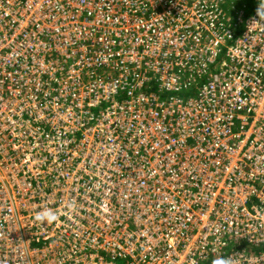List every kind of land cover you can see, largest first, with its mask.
Instances as JSON below:
<instances>
[{
	"label": "built area",
	"instance_id": "1",
	"mask_svg": "<svg viewBox=\"0 0 264 264\" xmlns=\"http://www.w3.org/2000/svg\"><path fill=\"white\" fill-rule=\"evenodd\" d=\"M256 1L0 0V264H264Z\"/></svg>",
	"mask_w": 264,
	"mask_h": 264
},
{
	"label": "rangeland",
	"instance_id": "2",
	"mask_svg": "<svg viewBox=\"0 0 264 264\" xmlns=\"http://www.w3.org/2000/svg\"><path fill=\"white\" fill-rule=\"evenodd\" d=\"M232 3H234L232 6H231V8L229 9V11H226L225 13H224V15L227 17L226 19L228 20V21H231L232 22V20L231 19H234L235 21H236V19L237 18H239V17H241L242 18V20H243V18H244V15H243V11H242V8H239L238 6H236L238 3V0H230ZM248 15V14H247ZM251 15V14H250ZM232 17H234V18H232ZM248 17H250V16H248ZM248 17H246V19L248 18ZM206 34L204 35L203 33V39H204V42L205 43H203L202 42V44H204V45H208L209 44V42H210V39L212 38V36H214L215 35V33H214V31L212 30L211 32H205ZM232 34H234V31L232 32ZM224 47H226L227 48V46H224ZM1 174H4V173H1ZM3 179H6L4 176H3ZM29 199H26V201H29V202H32V198L29 196L28 197Z\"/></svg>",
	"mask_w": 264,
	"mask_h": 264
},
{
	"label": "trees",
	"instance_id": "3",
	"mask_svg": "<svg viewBox=\"0 0 264 264\" xmlns=\"http://www.w3.org/2000/svg\"><path fill=\"white\" fill-rule=\"evenodd\" d=\"M225 1L227 2V4H224V10L226 12V11H229V9L231 8V6L234 3H232L230 0H225ZM237 3L238 4L236 6H238L239 8H242L244 20L246 19V17L250 16V14H253V12L257 6L256 0H238ZM230 4H232V5H230ZM232 18H234V17H232ZM234 19H232V20H234ZM240 30H242V26H241ZM238 34H240V33H238Z\"/></svg>",
	"mask_w": 264,
	"mask_h": 264
},
{
	"label": "bare ground",
	"instance_id": "4",
	"mask_svg": "<svg viewBox=\"0 0 264 264\" xmlns=\"http://www.w3.org/2000/svg\"><path fill=\"white\" fill-rule=\"evenodd\" d=\"M187 98V97H186Z\"/></svg>",
	"mask_w": 264,
	"mask_h": 264
}]
</instances>
